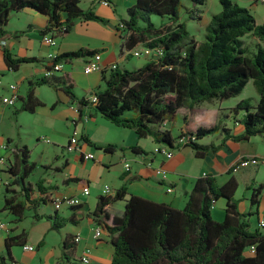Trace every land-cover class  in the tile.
Wrapping results in <instances>:
<instances>
[{
    "label": "trees",
    "instance_id": "obj_1",
    "mask_svg": "<svg viewBox=\"0 0 264 264\" xmlns=\"http://www.w3.org/2000/svg\"><path fill=\"white\" fill-rule=\"evenodd\" d=\"M187 9L188 21H201L206 0H190ZM220 11L213 14L204 26L203 40L199 41L181 22L179 12L181 0H134L127 10V18L121 22L126 33L123 44L126 50L141 45L151 56L140 67L118 68L102 72L104 87L89 94V98L75 96V83L68 73L56 77H43L29 83L21 110L33 113L40 105L34 96V88L47 85L60 88L71 102H77V112L92 107L111 124L130 129L137 139L150 137L158 147L172 150L175 146L190 147L196 158H202L214 147L199 145L197 141L213 135L221 127L217 113L202 109L206 102L225 101L237 97L249 81L257 92L258 99L239 101L229 113L234 117L242 114L239 123L243 134L237 140H249L254 136L264 137V24H256L247 8L231 0H218ZM80 0H0V43L7 31L8 17L24 9H30L46 19L40 35L63 38L71 32L77 20H104L91 10L80 8ZM152 16L159 18L155 24ZM253 38L255 53L245 55L243 38ZM100 50L81 48L63 53L54 63L63 64L75 59L86 58ZM139 53V52H138ZM3 61L11 71H17L21 64L35 62V59L15 58L3 50ZM95 98V101H92ZM181 117L183 125L177 136L166 127ZM182 140L179 142V140ZM81 144L112 153L113 145L96 146L82 135ZM133 151L135 147L131 148ZM67 150V147H65ZM122 150V148H119ZM20 168L17 172L8 166L12 182L4 184V209L14 222L22 221L25 211L33 212L36 221L45 218L51 222L52 230H59L67 223L74 224L71 217H42L36 208L54 200L48 198L43 180L34 188L27 182L35 168L29 163L26 147L19 150ZM163 180L159 179V182ZM19 188L22 200H17L12 186ZM235 185L218 187L210 177L198 179L181 209L129 194L125 186L113 196L98 198L93 216L102 230L110 236L112 258L109 264H264V225L257 215V195L264 191L259 185L252 191L250 209L239 213L237 202L232 198ZM37 193L36 198L33 197ZM218 199L225 200V215L221 222L211 217V209ZM120 201L123 212L120 217H110L106 207ZM77 207V206H74ZM252 219V220H251ZM25 235L8 237L5 240V256L0 264L13 261L10 249L22 245ZM75 242L65 239L61 248V261L57 264H83L75 256Z\"/></svg>",
    "mask_w": 264,
    "mask_h": 264
},
{
    "label": "crops",
    "instance_id": "obj_2",
    "mask_svg": "<svg viewBox=\"0 0 264 264\" xmlns=\"http://www.w3.org/2000/svg\"><path fill=\"white\" fill-rule=\"evenodd\" d=\"M100 1L87 0L85 7H82L80 0L79 5L83 10L93 11L104 22L77 20L69 34L63 38H54L56 44L53 47L44 44L42 41L44 35L39 34V30L45 26L46 22L43 16L33 10L24 9L11 13L8 17L5 27L7 33L0 43L2 60V70L0 71V144L4 143L7 146L6 150L0 149V156H4L7 162L6 166L0 167V224L4 226L0 230V256H5V240L8 237L24 234L25 240L22 245H17V247L22 248L23 245L35 247L33 252H24L23 248L20 250L16 246L12 247L10 249L11 260L18 264H57L61 261V248L64 240H72L76 235L80 237V241L75 244L76 257H81L83 251L89 249V264H109L112 258L110 236L105 230H102L99 238H93V231L100 227L93 216V212L99 197L113 196L115 191L123 186L126 187L129 194L181 209L194 183L198 179L210 177L218 187H223L229 183L235 185L232 198L237 202L238 211L242 214L248 211L253 212V209H250L252 191L257 186L264 185V170L260 168L261 166H249L240 168L236 172L232 171L233 166L241 158L251 156L264 158V155L251 147L250 144L251 139H255L259 135L246 141L237 140L244 131L243 126L238 121L242 114H237L234 117L229 111L241 100H238L233 107L222 108L219 104L216 108L215 112L218 115L219 123L227 131L220 130L197 141L199 145L214 147L212 151L206 152L202 158H196L190 147L182 145L175 146L171 150L172 157L168 159L161 154H154V149L158 145L153 143L150 137L137 139L132 130L111 124L89 106L82 108L81 114H79L77 102H71L58 87L54 89L47 85L36 86L34 96L40 105L34 108L33 113L21 110L22 99L26 96L29 83H34L35 80L43 78L46 68L50 65L47 60L48 54L59 56L81 48L100 50L102 72L106 73L113 64H116L118 68L132 69L145 63L144 61L141 65L127 67L132 57L143 56L146 61L149 59L151 52L143 51L144 48L140 44L130 50H126L123 44V38L127 32L124 33L121 30V22L127 18V10L134 4V0H109V6H103ZM231 1L237 4L236 0ZM241 2L243 7L247 8L254 17L258 7L263 5L258 0H241ZM217 10L220 11L219 1ZM219 11L210 12L207 18L206 12L208 11L203 10L200 16L204 26L210 17ZM255 22L258 24L256 19ZM140 47L141 49H139ZM3 50L10 52L15 58L35 59L37 61L23 63L17 71H11L3 61ZM134 52H139L140 55L134 56ZM87 58L69 61L63 64L61 71L54 74L56 77L61 73H68L71 76L75 83L74 92L77 99L82 97L88 99L89 94L102 90L104 87L102 72L86 74L83 71ZM10 85L16 86L18 95L13 106L2 102V98L10 95ZM201 107L202 109L206 108L203 105ZM222 117L225 119L224 121H222ZM60 123L65 125L64 139L60 140L61 142L58 141L60 136H57L58 132L56 131ZM40 126L51 129L52 134H55L52 137H58L52 143L54 148L52 154L56 162L41 165L42 174L32 183L29 178L37 169V163L30 161L31 151L28 149V141L22 136L32 132L36 133V128ZM73 130L78 131L79 138L84 135L96 146L113 145V152L106 153L101 149L79 143L80 150L72 151L71 154L63 156V151ZM259 137L264 139L263 136ZM34 139L35 145L42 143L40 135H34ZM22 147H26L29 151L28 162L35 165L34 170L27 178V182L33 188L38 180H43V187L47 188L46 192L49 199L51 197L55 201V199L77 198L80 201L77 207L61 204L59 209H55L53 202H47L46 205L40 204L36 208V214L42 217L56 215L62 219L72 217L75 220L74 224L67 223L59 230H52L51 222L48 219L42 218L36 221L33 219L32 211H25L23 219L29 217L31 221L21 225L23 219L15 223L14 217L4 209V198L7 194H5L3 185L7 181L12 182L14 180L8 166L11 165L13 167L11 170L14 172L19 170V150ZM132 147H135L134 151L131 149ZM93 152L97 153L99 157L96 158ZM85 154H92L93 159H84ZM60 158L62 161H59ZM89 161L92 164L100 163L105 175H108L110 169L116 165L120 166L116 177L117 183L109 187L108 194H103L106 185H102L104 184L102 177L98 179L100 184L97 189L92 191V185L95 181L90 180L88 172L91 170L86 171L84 169ZM125 164L130 166L128 171L125 170ZM72 166L76 168L73 172L71 171ZM155 168L164 169L167 172V179L159 182V176L154 173ZM86 186L89 193L83 195L82 188ZM168 189L170 191H167ZM9 190H14L15 193H10L8 197L11 195L17 200H22L16 185L10 187ZM37 196L38 194L35 192L33 197L36 198ZM256 199L258 201L256 213L262 217L264 214V191H260ZM105 210L110 217H120L123 212V203L120 201L111 203ZM224 215L225 200L218 199L211 209V217L216 222H221ZM48 237L53 238L55 247L51 245L47 247L46 240ZM6 263L9 264L8 259H6Z\"/></svg>",
    "mask_w": 264,
    "mask_h": 264
},
{
    "label": "rangeland",
    "instance_id": "obj_3",
    "mask_svg": "<svg viewBox=\"0 0 264 264\" xmlns=\"http://www.w3.org/2000/svg\"><path fill=\"white\" fill-rule=\"evenodd\" d=\"M86 1V2H85ZM237 4L240 7H243V4L241 2V0H236ZM182 2V8L179 12V18L181 22H185L186 23V27L187 30L189 31V33L191 35H194L199 41L203 40V36H204V23L202 21H188L187 19V9H189L192 6V3L190 0H181ZM85 3H87V0H81V6L85 7ZM218 9V0H206L205 5H204V10L208 11L206 12L207 14V18L209 17V13L210 12H216L219 11ZM257 21L258 24H264V4L258 7L257 12L255 14L254 17ZM151 20L155 23L158 24L159 23V18L157 16H152ZM205 20V17H204ZM253 38H243V47L245 49V55L248 57H252L253 53H255V46L253 45ZM141 49V47L139 48ZM146 63V60L143 56L140 57H132L131 62L128 64L127 67H133L135 65H141V63ZM144 63V64H145ZM2 70V60H1V54H0V71ZM243 99H250L251 104H254V101H256L258 99V95L257 92L252 84V81H249L248 84L245 86V88L243 89V91L241 92V94H239L237 97L225 100V101H212V102H206L203 104L204 107H206L205 109L208 110L209 112H214L216 111V108L219 106V104H221L220 107H233L236 102L238 100H243ZM225 119L222 117V121H224ZM230 124V122H229ZM183 125V121L181 119V117H178L175 121H173L170 124H167V127L172 130L173 136H177L178 132L180 131V127ZM178 126L179 129H178ZM57 136H60V138L58 137H52L55 134H52L51 129H48L47 127L44 126H40L36 128V133H28V134H24L22 136L23 139L27 140V145H28V149L31 151V158L30 161H34L35 163H37V169H35L33 171V173L31 174L29 180L34 183L36 181V179L42 174L41 173V165L44 164H49V163H55L56 160H54V156H53V152H54V148L52 146V143H54L53 141H56L57 138L59 139L58 141L61 142L64 139L63 134L65 133V125L63 123H60L57 128ZM40 135V141L42 143H39L37 145H35V139H34V135ZM69 136V134H68ZM61 140V141H60ZM47 141V142H46ZM146 144V143H145ZM145 144H143L145 146ZM251 147H253L254 149H256L260 154L264 155V139H261L259 136L256 137L255 139H251ZM85 148V147H83ZM65 154H71L70 152H67L65 149L63 151V156H65ZM95 154L96 158H98L99 156L97 155V153L93 152V155ZM67 157V156H66ZM72 160V159H70ZM59 161H62V158L59 159ZM76 162V160H75ZM53 165V164H52ZM76 166V165H75ZM75 166H72V172L74 171ZM260 168H262L264 170V165L261 166ZM86 171L91 170L90 172H88L90 180H94L95 183L92 185V191L94 192L97 189V186L100 184L98 180L99 178L102 177V180L104 179V184L102 185H106L105 187L109 188L111 185L117 183V174L118 171L120 170V166L116 165L114 168L110 169V172L108 175L104 174V171L102 169V166L100 163H95L92 164L91 161L87 162V167L84 168ZM87 174V173H86ZM43 177V176H42ZM27 212V211H26ZM27 215H29V213H27ZM29 221H31V218H26L23 219V222L21 223V225L23 224H28ZM53 238L48 237V239L46 240L48 243L49 247L54 246L53 245ZM17 247V246H16ZM20 250H22L21 247H17ZM16 248V249H17ZM52 249V248H51ZM70 264H73L72 262H70ZM78 264V263H76Z\"/></svg>",
    "mask_w": 264,
    "mask_h": 264
},
{
    "label": "built area",
    "instance_id": "obj_4",
    "mask_svg": "<svg viewBox=\"0 0 264 264\" xmlns=\"http://www.w3.org/2000/svg\"><path fill=\"white\" fill-rule=\"evenodd\" d=\"M259 3L264 4V0H258ZM100 3L103 6H109V0H101ZM42 41L44 44H46L49 47H53L55 46L56 42L54 40V38L52 36L49 35H44L42 38ZM134 56H139L140 54L138 52H134L133 53ZM100 54L96 53L90 57L87 58V60L84 63L83 66V71L86 74H91V73H98V72H102V66L100 64ZM57 58L56 55L53 54H48L47 56V60L50 62V65L46 68L45 72H44V77H50L51 75L55 74L56 72H59L62 70L63 67V63H54L55 59ZM116 68V64H113L109 67V71L111 69H115ZM10 89V95L6 96L4 98H2V102L6 105L9 106H13L15 104V102L18 99V95H17V91H16V86L15 85H10L9 86ZM95 98H92V101H95ZM76 110V109H75ZM79 134L77 130H73L69 139V142L67 144V150L69 152L75 151V150H80L79 147ZM182 140L180 139L179 142H181ZM78 148V149H77ZM0 149L6 150L7 146L4 143L0 144ZM154 154H161L163 155L165 158H171L173 153L171 150L165 148V147H156L154 149ZM84 159L89 160V159H93V155L92 154H85L83 156ZM6 158L4 156H0V167H4L6 166ZM264 165V158L263 157H244L241 158V160H239L235 166H233L232 171L236 172L238 169L240 168H246L249 166H263ZM125 170L128 171L130 166L129 164H125ZM154 173L155 175L159 176V178L161 180H166L167 179V172L164 169L161 168H155L154 169ZM4 184H7V182H5ZM167 191H170L169 189ZM109 192V188L105 187L103 189V194L106 195ZM89 190L88 187H83L82 188V194L83 195H88ZM61 204H66L69 207H74V206H78L80 204V201L77 198H63V199H55L54 201V207L55 209H59ZM260 225H264L263 220H260ZM4 226L3 224H0V230L3 229ZM102 233V229L100 227H97L94 231H93V238L97 239L100 237ZM80 241V237L79 235H76L74 237V242L78 243ZM23 251L24 252H33L35 250V247L32 245H23L22 246ZM89 249H85L81 255V261L83 264H89L90 260H89ZM10 264H18L15 261H12Z\"/></svg>",
    "mask_w": 264,
    "mask_h": 264
}]
</instances>
